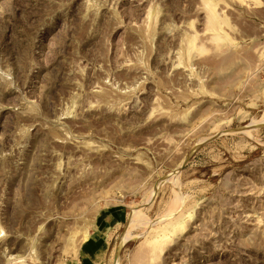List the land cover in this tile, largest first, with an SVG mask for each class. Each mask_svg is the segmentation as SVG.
<instances>
[{
    "label": "rangeland",
    "instance_id": "obj_1",
    "mask_svg": "<svg viewBox=\"0 0 264 264\" xmlns=\"http://www.w3.org/2000/svg\"><path fill=\"white\" fill-rule=\"evenodd\" d=\"M0 264H264V0H0Z\"/></svg>",
    "mask_w": 264,
    "mask_h": 264
},
{
    "label": "bare ground",
    "instance_id": "obj_2",
    "mask_svg": "<svg viewBox=\"0 0 264 264\" xmlns=\"http://www.w3.org/2000/svg\"><path fill=\"white\" fill-rule=\"evenodd\" d=\"M252 123H254V122H252ZM258 125H259V124H258ZM249 126H251V125L249 124ZM247 132H248V131H247ZM245 133H246V132H245ZM130 225H131V224H130ZM130 225H129V226H130ZM129 228H130V227H129Z\"/></svg>",
    "mask_w": 264,
    "mask_h": 264
}]
</instances>
